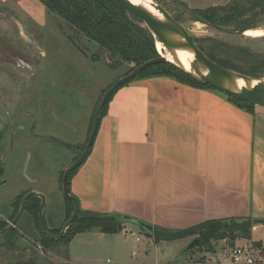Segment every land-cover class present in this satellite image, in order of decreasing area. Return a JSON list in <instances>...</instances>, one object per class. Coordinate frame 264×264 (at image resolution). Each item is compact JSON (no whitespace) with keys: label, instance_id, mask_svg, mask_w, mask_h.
Returning <instances> with one entry per match:
<instances>
[{"label":"rangeland","instance_id":"1","mask_svg":"<svg viewBox=\"0 0 264 264\" xmlns=\"http://www.w3.org/2000/svg\"><path fill=\"white\" fill-rule=\"evenodd\" d=\"M233 1L158 0L187 29L198 46L225 43L264 56V36L250 37L245 33L250 29L264 30V15L225 25L205 22L197 14L199 9ZM8 55L11 58L15 55L18 61L36 70L24 79L21 76L23 80L18 83V74L0 65V157L4 167L0 181L6 180L0 186V221L11 222L14 202L35 190L47 197L48 226L63 229L68 221L62 191L64 172L84 151L76 145L87 144L104 93L132 71L135 64L108 56L104 48L41 0H0V58ZM236 63L245 65L238 60ZM262 70L256 78L264 80ZM14 75L16 80L12 79ZM23 86L35 88L25 87L24 95L14 101ZM260 109L255 106L251 113ZM11 131H15L12 138ZM126 230L129 231L126 235L131 237L141 232L142 240L136 242L132 240L135 238H129L133 246L124 245L123 234L106 235L102 239L99 236L102 232L93 230L79 235L68 246L46 251L36 240L33 218L24 213L15 231L8 237L0 236V264L20 260H31L33 264H96L107 258L118 262L112 257L115 250L128 257L132 264H232V248L246 244V239L238 234L233 245L225 238L188 250L194 240L189 237L162 242L157 251L148 238L151 234L141 226L126 224ZM257 235L264 243V232L259 231ZM12 241L15 246L10 244ZM159 255L160 262H156Z\"/></svg>","mask_w":264,"mask_h":264},{"label":"crops","instance_id":"2","mask_svg":"<svg viewBox=\"0 0 264 264\" xmlns=\"http://www.w3.org/2000/svg\"><path fill=\"white\" fill-rule=\"evenodd\" d=\"M257 107L252 114L222 93L169 76L131 81L110 100L71 192L83 210L172 230L208 220H264V107ZM125 223L134 224L124 222L114 234H123L119 242L142 240L141 232L127 236ZM259 231L263 223L246 243L262 242ZM148 236L157 251L176 241ZM112 257L132 264L118 250Z\"/></svg>","mask_w":264,"mask_h":264},{"label":"trees","instance_id":"3","mask_svg":"<svg viewBox=\"0 0 264 264\" xmlns=\"http://www.w3.org/2000/svg\"><path fill=\"white\" fill-rule=\"evenodd\" d=\"M41 1L50 10L56 12L70 24L78 28L82 33L88 36L91 41L98 43L106 50L109 56H117L123 61L132 62L135 64V67L150 59L160 56L159 44L161 42L159 41L160 43H157V40L150 30L145 26L143 21L128 12L117 0ZM197 14L199 18L205 22L230 25L240 22L250 16L255 17L264 15V0H234L232 3L227 5H217L199 9ZM175 19L177 20L176 17ZM199 47L206 55H208L218 64L240 73L258 77L257 74H260L259 72L264 69V56L251 52L245 47L230 46L225 43H215L212 46L201 45ZM235 59L244 62L245 65H238ZM155 76L173 77L191 86L207 88L218 92V90L214 89L210 85H207L189 76L175 65L167 62L160 63L145 69L129 82ZM129 82L125 83L124 85L128 84ZM117 90L109 97L108 102L104 106L101 119L106 115L109 102ZM227 98L237 106L246 109L249 112L254 111L255 105L252 103L237 100L230 96H227ZM85 146L86 145L81 146L80 149L84 150ZM79 167L72 171L69 179V187L71 186V180ZM3 174L4 167L0 157V179ZM23 197H18L14 202V211L10 216L11 221L18 213ZM64 198L68 208V214L66 216V220H68L74 210V204L65 196ZM40 204V198L31 197L28 200L25 213L33 218L35 228L37 229V236H35L37 237L36 240L46 251L50 250L51 248H58L61 245L68 246L75 236L80 233L99 230L105 234H117L124 228L122 216L80 209L79 216L68 229L66 235L61 239H50L43 233L40 227ZM257 223L264 224V220L251 219L249 217L229 220H208L200 225L186 230H172L154 227L153 236L157 242H160L161 240L172 241L186 237H193L194 239L199 238L200 246L209 244L212 240L228 238L230 244L233 245L235 240L238 238V234H240L239 236L241 238L251 239L252 227ZM8 224L0 221V230L4 229L6 226H8ZM45 224L52 234H59L62 231V228H50L47 224L46 218ZM17 227L12 228L11 231L5 234V237H8L9 234L15 231V228ZM34 234L35 233H33V235ZM253 243L256 246H260L262 244L261 242ZM10 244L15 246L13 241ZM12 264H33V262L31 260H20Z\"/></svg>","mask_w":264,"mask_h":264},{"label":"water","instance_id":"4","mask_svg":"<svg viewBox=\"0 0 264 264\" xmlns=\"http://www.w3.org/2000/svg\"><path fill=\"white\" fill-rule=\"evenodd\" d=\"M128 12H130L135 17L139 18L143 21L145 26L150 30L156 40L162 42L166 48L170 51L176 49H187L191 50L194 53L193 61H191V67L195 69L206 70V75H196L183 66L179 59L176 61H172L168 59L166 56L161 55L159 57L150 59L139 66H136L132 71L128 74L119 78L103 95L100 104L96 110L93 127L90 134V137L87 141L86 147L82 154L76 159L64 172L63 175V183H62V191L63 195L73 202L74 210L72 212L71 217L65 223L62 231L59 234H52L45 224V207L47 203V197L44 193L39 191H29L25 194L21 201V205L19 208L18 213L14 217V219L9 222L8 226L4 229L0 230V236L7 234L12 228L16 227V225L21 220L22 216L26 212L28 200L31 197H38L41 199L40 209H39V223L41 230L43 233L49 237L50 239H61L63 238L68 229L72 226L76 218L79 216L80 213V203L78 198L71 193L69 187V179L70 175L73 170L78 168L88 157L91 148L94 144L100 121H101V114L104 106L108 102L109 97L121 86L125 83L129 82L136 76H138L141 72L145 69L160 64V63H171L181 69L183 72L188 74L189 76L213 87L214 89L224 93L227 96H230L234 99L249 102L254 104L255 106L264 107V84L259 83L254 87L249 88L248 86H242L237 91L229 86V83H234L237 78H243L246 80L250 79H258L260 82L264 81L256 77H252L250 75L240 73L238 71L231 70L226 68L216 61L212 60L208 55H206L201 48L197 45V43L192 39L191 35L187 31V29L178 22L172 14L158 2V0H153V6L163 15L164 19L156 18L152 13L148 10L144 9L143 7L137 6L136 4L132 3L129 0H117ZM173 36H177L180 40L173 39ZM109 56V55H108ZM14 66V65H13ZM17 69H21L22 67L15 66ZM6 180L0 181V186L5 184ZM123 222H132L143 229H145L149 234L153 235L154 227L153 225L146 223L142 220L136 219L131 216L124 215L122 218ZM200 245L199 238H195L191 244L188 246V250H192L195 247Z\"/></svg>","mask_w":264,"mask_h":264},{"label":"bare ground","instance_id":"5","mask_svg":"<svg viewBox=\"0 0 264 264\" xmlns=\"http://www.w3.org/2000/svg\"><path fill=\"white\" fill-rule=\"evenodd\" d=\"M132 3L136 4L137 6L143 7L144 9L148 10L150 13H152L156 18L163 20V15L153 6V0H129ZM246 35L250 37H261L264 36V30L262 29H250L246 30ZM173 39L180 40L177 36H173ZM157 43H160L158 40ZM159 53L161 55L166 56L168 59L172 61H176V59H179L185 69L188 71L196 74V75H206V70H199L191 67V61H193L194 53L191 50L187 49H176V50H168L166 51V47L161 42L159 44ZM259 83H263L264 81H259L258 79H250L246 80L243 78H237L234 83H229L228 85L231 86L235 90H239L242 86H248L249 88L254 87L255 85H258Z\"/></svg>","mask_w":264,"mask_h":264},{"label":"built area","instance_id":"6","mask_svg":"<svg viewBox=\"0 0 264 264\" xmlns=\"http://www.w3.org/2000/svg\"><path fill=\"white\" fill-rule=\"evenodd\" d=\"M232 264H261L264 263V243L256 246L254 243L235 245L231 250ZM206 262L205 264H209ZM96 264H122L107 258L104 262Z\"/></svg>","mask_w":264,"mask_h":264},{"label":"flooded vegetation","instance_id":"7","mask_svg":"<svg viewBox=\"0 0 264 264\" xmlns=\"http://www.w3.org/2000/svg\"><path fill=\"white\" fill-rule=\"evenodd\" d=\"M11 55H13V54H11ZM11 55H8L6 57L4 56L3 58H0V65H3L5 68H8L9 70H14L18 74L17 76H19V77L16 78V75H14L12 77L13 80L16 78V79H18V83H19V82H21L24 79V77H29V76H31V75H33L35 73L36 69H33L32 67H30V65L29 66L26 65L25 62H23V61H18V59L16 58L15 55H14V58H11ZM15 66H19V67H22V68L19 70ZM21 76H23V79H22ZM15 84H17V83H15ZM25 87L27 89L28 88L29 89L35 88V87H28V86L20 87V89H18L17 94L14 96V101H18L19 98L24 95V93L26 91ZM42 98H44V97H42ZM13 135H15V131H11L10 132V138L14 137ZM51 137H54V134H52ZM54 138H56V137H54ZM81 146L82 145H80V146L76 145V147H78V149H80Z\"/></svg>","mask_w":264,"mask_h":264}]
</instances>
